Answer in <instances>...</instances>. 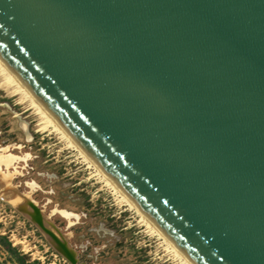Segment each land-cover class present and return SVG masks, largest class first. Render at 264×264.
I'll return each instance as SVG.
<instances>
[{"label":"water","instance_id":"water-1","mask_svg":"<svg viewBox=\"0 0 264 264\" xmlns=\"http://www.w3.org/2000/svg\"><path fill=\"white\" fill-rule=\"evenodd\" d=\"M0 59L192 264H264V0H0Z\"/></svg>","mask_w":264,"mask_h":264},{"label":"rangeland","instance_id":"rangeland-1","mask_svg":"<svg viewBox=\"0 0 264 264\" xmlns=\"http://www.w3.org/2000/svg\"><path fill=\"white\" fill-rule=\"evenodd\" d=\"M4 94L0 90V153L7 146H16L8 152L21 159L8 165L1 163V171L11 175L19 193L31 192L36 208L49 215L53 226L67 237L78 262L183 264L166 253L159 237L145 231L133 209L118 203L91 175L92 168L76 151L65 148L54 134L42 132L29 111H22L14 96L7 98ZM18 112L22 114L16 116ZM20 117L29 122V141ZM46 237L0 197V264H70Z\"/></svg>","mask_w":264,"mask_h":264},{"label":"bare ground","instance_id":"bare-ground-1","mask_svg":"<svg viewBox=\"0 0 264 264\" xmlns=\"http://www.w3.org/2000/svg\"><path fill=\"white\" fill-rule=\"evenodd\" d=\"M0 90H2L7 98L14 96L16 104L21 105L22 111H29L30 115L37 120L38 127L42 132L54 134L59 140L63 142L65 148H69L78 153L79 157L87 167L92 168L91 175H93L99 182L107 187L115 196L118 203L124 204L128 209H133L138 217V223L145 227V231L149 234H154L159 237L163 249L173 259L183 264H192V262L184 256V254L160 231L152 222L143 214V212L133 203V201L126 196V194L109 178L106 173L92 160L83 148L65 131L64 127L58 123L50 112L40 104V102L33 96L31 92L18 80L16 75L7 65L0 59ZM22 114L16 113V116ZM20 126L25 131L26 140L31 138V132L28 130L29 122L20 117ZM19 124V122H18ZM16 146H7L3 148L0 153V164H12L13 161L21 159L20 157L10 154L8 150H14ZM18 149L22 147L17 146ZM26 157L28 156H24ZM31 192L19 193L16 187L13 186L12 177L9 173L1 171L0 167V197L11 203L18 212L23 213L31 222H33L38 229L50 239L53 245L62 256H66L63 246L71 253V248L67 243V237L61 234L55 226L49 221V215H45L40 209H36V202L30 197ZM63 215L69 217L68 213L61 211ZM46 237V238H47ZM72 254V253H71ZM74 255V254H73Z\"/></svg>","mask_w":264,"mask_h":264},{"label":"trees","instance_id":"trees-1","mask_svg":"<svg viewBox=\"0 0 264 264\" xmlns=\"http://www.w3.org/2000/svg\"><path fill=\"white\" fill-rule=\"evenodd\" d=\"M6 244L10 249H14V247L10 246L9 242L6 240Z\"/></svg>","mask_w":264,"mask_h":264}]
</instances>
